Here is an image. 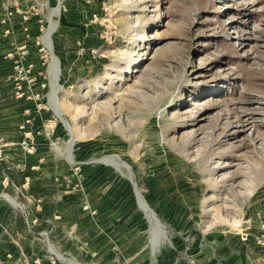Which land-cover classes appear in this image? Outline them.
Returning a JSON list of instances; mask_svg holds the SVG:
<instances>
[{
  "label": "rangeland",
  "instance_id": "374dc122",
  "mask_svg": "<svg viewBox=\"0 0 264 264\" xmlns=\"http://www.w3.org/2000/svg\"><path fill=\"white\" fill-rule=\"evenodd\" d=\"M0 264H264V0H0Z\"/></svg>",
  "mask_w": 264,
  "mask_h": 264
},
{
  "label": "bare ground",
  "instance_id": "6f19581e",
  "mask_svg": "<svg viewBox=\"0 0 264 264\" xmlns=\"http://www.w3.org/2000/svg\"><path fill=\"white\" fill-rule=\"evenodd\" d=\"M197 106H200V104H196L194 107L196 108Z\"/></svg>",
  "mask_w": 264,
  "mask_h": 264
}]
</instances>
